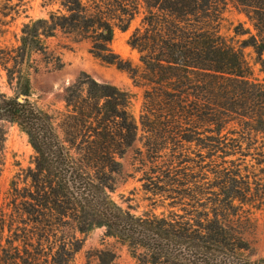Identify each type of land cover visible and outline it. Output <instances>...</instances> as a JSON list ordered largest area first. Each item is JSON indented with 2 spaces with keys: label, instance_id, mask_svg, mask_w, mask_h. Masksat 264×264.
Returning a JSON list of instances; mask_svg holds the SVG:
<instances>
[{
  "label": "trees",
  "instance_id": "16d2710c",
  "mask_svg": "<svg viewBox=\"0 0 264 264\" xmlns=\"http://www.w3.org/2000/svg\"><path fill=\"white\" fill-rule=\"evenodd\" d=\"M47 1L59 8L38 21L44 37L60 30L74 42L90 41L97 59L144 88L141 129L147 140H159L160 149L170 146L176 161L151 168L164 175L149 177L151 184L166 193L174 184L184 187L193 200V182L164 179L194 178V168L211 169L204 161L217 152L264 161V80L253 77L257 66L264 74V0H231L255 32L236 27L233 37L220 32L227 0ZM139 11L141 22L128 44L139 53L141 69L110 47L114 30L127 31ZM247 48L255 54L251 61ZM21 93L18 99L0 92V172L8 124L27 135L35 155L33 167L14 177L0 206V264H71L81 247L77 234L95 227L125 246L138 264H264L251 260L240 234L216 218L190 223L134 217L111 200L116 158L133 145L138 130L127 92L88 76L79 79L65 90L61 136L54 118L28 101L27 85ZM156 142L145 146L156 152ZM191 144L207 156L201 150L191 152L194 158L184 155L183 146ZM214 173L218 186L237 176L221 168Z\"/></svg>",
  "mask_w": 264,
  "mask_h": 264
},
{
  "label": "rangeland",
  "instance_id": "374dc122",
  "mask_svg": "<svg viewBox=\"0 0 264 264\" xmlns=\"http://www.w3.org/2000/svg\"><path fill=\"white\" fill-rule=\"evenodd\" d=\"M58 8V3H49L47 0H0V92L8 98L20 99L24 97L21 91L27 85L28 101L54 118L60 136V115L66 113L65 90L79 79L88 76L98 83H109L127 92L130 95L129 111L137 122L138 130L133 145L121 158H116L120 167L113 175L114 187L109 193L111 200L134 217L155 215L190 223L205 217L216 218L240 234L248 245L247 255L251 260H264V161L259 163L251 157L241 159L237 154L219 157L217 152L204 161V164L212 163L211 169L204 168L201 171L194 168V178L178 174L164 179L193 182V194L198 196L193 200L183 192L186 189L184 187L174 184L171 192L166 193L155 183L151 184L149 177L164 175L158 172L153 174L150 169L174 159L170 157V146L165 150L160 149L159 140H147L141 129L144 88L134 85L126 72L97 59L90 52V41L74 42L60 30L44 37L38 21L48 19L49 13ZM141 12L135 16L127 31L114 30L110 45L115 54L140 69V55L129 46L128 39L140 25ZM236 27L240 32L255 33L247 17L231 0H227L220 32L226 37H233ZM247 37L245 34L237 38L244 40ZM245 54L250 61L255 58L250 48L245 49ZM257 68L253 77L262 81L264 74L258 73ZM232 126L228 125L223 133ZM6 130L0 172V206L4 207L11 181L22 170L33 167L35 155L27 135L18 125L8 124ZM154 141H157L156 147L159 148L156 152L145 146ZM256 146L257 143L252 147ZM244 147L247 148V145ZM183 149V154L191 158H194L191 154L194 150H201L203 156H207L206 149L194 144L184 145ZM175 151L181 153V149ZM213 167L215 171H211ZM218 168L237 173V176H233L234 181L226 180L218 186L221 181L214 173ZM77 236L81 239V247L73 255L71 264H101L102 261L107 263L111 260L114 264H138L125 246L105 236L102 227H95Z\"/></svg>",
  "mask_w": 264,
  "mask_h": 264
}]
</instances>
